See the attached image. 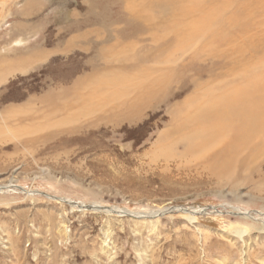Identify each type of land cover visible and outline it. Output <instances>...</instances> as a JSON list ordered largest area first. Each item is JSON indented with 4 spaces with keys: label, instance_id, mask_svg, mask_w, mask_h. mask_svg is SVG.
Here are the masks:
<instances>
[{
    "label": "rangeland",
    "instance_id": "374dc122",
    "mask_svg": "<svg viewBox=\"0 0 264 264\" xmlns=\"http://www.w3.org/2000/svg\"><path fill=\"white\" fill-rule=\"evenodd\" d=\"M148 2L0 0V264H264V146L214 162L176 131V107L225 78L226 54L263 57L264 0L240 1L227 42L190 48L181 3ZM144 5L153 29L133 15ZM123 68L151 92L124 94ZM76 85L60 105L93 92L101 115L52 112L44 97Z\"/></svg>",
    "mask_w": 264,
    "mask_h": 264
},
{
    "label": "bare ground",
    "instance_id": "6f19581e",
    "mask_svg": "<svg viewBox=\"0 0 264 264\" xmlns=\"http://www.w3.org/2000/svg\"><path fill=\"white\" fill-rule=\"evenodd\" d=\"M144 1H149L148 4L151 5L150 0ZM169 1H179L181 3L178 8H170V14H180L181 18L176 22H181L180 24L182 25L181 27H178L177 31L183 33L185 37L184 44L188 45V48H190L192 43L200 37H210L214 42L217 41L219 44L227 42L229 38L224 37V35L222 36V34L234 21L242 18L237 17L239 11L247 10V8L239 7L241 0H234L236 8L235 14L225 17L224 13H227L226 8L230 5V1L223 2L221 4V8L211 7L212 9H209L208 11V5L206 7V5L204 6L203 4L205 3L204 0ZM187 4L188 6H186ZM132 9V12H135L133 15H135L138 20L147 24L149 29L154 28V19L151 13L147 14L150 9H148L145 5L140 8L138 7ZM160 10H163V8H160ZM191 17L192 21H188V18L190 19ZM166 27L169 31L173 30L172 26ZM244 29L249 30V27H245ZM211 39H208L209 42L212 41ZM197 52L198 50L195 51L193 59H196L199 56L197 55ZM256 53H254L248 60L249 65L247 66L237 65L238 63L234 62V56H230L234 54L241 56L242 52L240 50L228 53L229 55L226 54L227 60L234 63V65L227 70L225 75H222L225 78L220 80V83H209L208 87L201 96L188 99L186 103L176 107L179 114H183L176 120L177 123H179L176 131H182L188 128V132H186L187 135L185 137L180 136L181 141L184 140L183 142H185L187 146L188 150L186 151H200L205 154V156L201 157L209 156L214 160V162H225L229 164L235 162L236 158L244 151H247L244 157L248 160L251 159L252 152L264 146V54L263 57L254 59L256 58ZM220 55H224V53L222 54L217 51L215 53L208 54V56L212 57V59H217V56ZM37 57L31 59L29 63H33L34 59ZM128 73V69L123 68V72L120 74L126 76V80H123L121 83L129 86V88L127 86L125 87L126 89L123 91L124 94L134 92V94L138 95L134 98H140L144 95V93L151 92L152 87L155 86L153 82L152 84L148 83L145 86L144 82L147 79L144 80L143 77L147 75L146 78H148L149 75L146 71L142 72V70H140V74L137 75V77L132 76L131 78H129ZM120 75L115 72L112 80L118 78ZM139 80L141 82H138ZM96 85L98 86V84ZM76 92L77 85L72 89L63 90L61 93H50L44 97V100L52 101L50 104L52 112L60 107L62 109H67L68 111H72L71 115L76 117L79 116V113L87 114L91 111V113L87 116L88 118H90L92 113H101V109L103 107L101 102L92 103L94 100L93 92H88L86 96L79 97L81 99V104L78 106L79 108H77L73 102H69V100L66 101L65 105H60L62 103V98H65L68 95H76ZM105 102L106 101L103 99V103ZM111 108H113V105ZM111 108L108 110L110 111ZM119 108L120 107L118 106V109ZM121 111L122 110L118 111L120 112L119 115L121 114ZM110 114L107 115L110 116ZM100 115L97 117L99 118ZM3 188L5 187H0V191ZM62 201L71 203V201L65 199ZM107 211L110 212L111 210L108 209ZM116 212L119 214H128L127 211L119 212V210H117ZM244 214L247 215V213ZM131 215L136 216V214L133 213ZM243 229H239L238 233L240 235L245 232V229Z\"/></svg>",
    "mask_w": 264,
    "mask_h": 264
},
{
    "label": "water",
    "instance_id": "95a60500",
    "mask_svg": "<svg viewBox=\"0 0 264 264\" xmlns=\"http://www.w3.org/2000/svg\"><path fill=\"white\" fill-rule=\"evenodd\" d=\"M112 212H114V213H117L116 211H114V210H111ZM171 212H172V210H171ZM117 214H119V213H117ZM120 215V214H119ZM126 215H129V214H126ZM132 217H135V216H133V215H131Z\"/></svg>",
    "mask_w": 264,
    "mask_h": 264
}]
</instances>
